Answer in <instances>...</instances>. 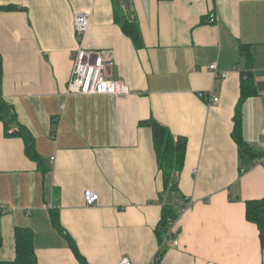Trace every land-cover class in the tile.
I'll return each mask as SVG.
<instances>
[{
    "label": "crops",
    "instance_id": "crops-1",
    "mask_svg": "<svg viewBox=\"0 0 264 264\" xmlns=\"http://www.w3.org/2000/svg\"><path fill=\"white\" fill-rule=\"evenodd\" d=\"M79 13L91 16L83 39ZM80 46L109 59L106 75L130 95H67ZM0 55L3 97L42 163L0 122V261L15 260L16 230L28 229L38 264H80L65 233L88 264H149L163 208L188 198L161 264H264L246 213L264 198V0H0ZM244 81L254 94L240 109L243 160L233 132ZM212 88L219 102L207 105L198 93ZM151 120L187 141L176 192L165 190Z\"/></svg>",
    "mask_w": 264,
    "mask_h": 264
},
{
    "label": "trees",
    "instance_id": "trees-1",
    "mask_svg": "<svg viewBox=\"0 0 264 264\" xmlns=\"http://www.w3.org/2000/svg\"><path fill=\"white\" fill-rule=\"evenodd\" d=\"M161 1H171V0H161ZM5 9H15L13 7ZM125 34L130 35L134 41L140 42V34L136 25L125 22L122 25ZM247 49V47H246ZM245 49V50H246ZM249 79V77H247ZM254 94V88L252 83H246L244 81L242 86V97L240 104L236 111L235 116V128L233 132V137L237 142L240 149L241 159L247 157H252L250 149L245 145L241 137V104L247 97ZM0 122L5 125V133L7 137H17L21 138L25 144L26 155L34 162L38 163L39 167L42 165L40 156L38 155L35 147V139L33 135L22 125L18 124L17 117L13 112L12 106L5 101L3 97V59L0 55ZM148 124L153 131V143L155 152L157 154V159L160 167V171L163 175L165 182V190L176 192L177 189V177L182 171L185 158L187 141L186 140H176L171 132L160 125L154 120L149 121ZM17 125V130H13V126ZM186 198H179L175 202V207L165 206L163 208V214L161 220L156 229V235L159 240V251L156 255L157 264H161L162 258L167 249L166 247V236L172 231L173 226L178 221L179 217L182 215V206L179 201H184ZM246 213L249 222L254 223L258 226L260 231V238L264 248V198L261 200H253L246 202ZM54 225L58 229L64 231L60 224L58 223V218H53ZM70 246L75 253L80 264H88L85 258L80 255L78 249L74 242L70 239L69 235L65 233ZM172 238L175 239V235L172 234ZM16 257L14 261L2 262L0 264H38L37 257L35 255L34 243H33V233L28 229H17L16 230ZM2 246V237L0 235V247Z\"/></svg>",
    "mask_w": 264,
    "mask_h": 264
},
{
    "label": "built area",
    "instance_id": "built-area-1",
    "mask_svg": "<svg viewBox=\"0 0 264 264\" xmlns=\"http://www.w3.org/2000/svg\"><path fill=\"white\" fill-rule=\"evenodd\" d=\"M212 23L216 19H211ZM91 23V16L88 13H79L73 21V29L77 38L83 39L87 34ZM109 64V59L100 53L88 52L82 46L77 51V56L74 62L72 75L70 78L67 95H109L115 97H124L130 95V90L123 82L110 79L106 75V67ZM209 70L215 77L225 79L227 73L218 71L217 65L213 64ZM214 89L198 93V97L207 105H214L219 102V98L215 96ZM259 145L264 152V138L259 139ZM264 165V157L260 160ZM244 172V171H243ZM99 201V195L95 191H85L84 202L87 206H94ZM183 205L181 213H185L193 205V200L186 198L184 201H179ZM2 211H4L2 209ZM168 243L174 242L172 231L166 236ZM155 258L149 264H157ZM119 264H132L127 258H124Z\"/></svg>",
    "mask_w": 264,
    "mask_h": 264
}]
</instances>
